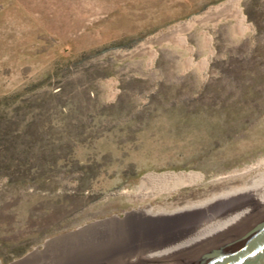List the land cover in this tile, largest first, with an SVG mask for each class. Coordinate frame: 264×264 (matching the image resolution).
<instances>
[{"label":"rangeland","instance_id":"1","mask_svg":"<svg viewBox=\"0 0 264 264\" xmlns=\"http://www.w3.org/2000/svg\"><path fill=\"white\" fill-rule=\"evenodd\" d=\"M229 1L0 0L1 264H123L81 229L131 228L144 176L199 177L150 201L175 209L264 157V0Z\"/></svg>","mask_w":264,"mask_h":264},{"label":"bare ground","instance_id":"2","mask_svg":"<svg viewBox=\"0 0 264 264\" xmlns=\"http://www.w3.org/2000/svg\"><path fill=\"white\" fill-rule=\"evenodd\" d=\"M239 1L240 0H230L223 5V9L225 8L224 6L238 8ZM196 19L187 23H181L176 26L174 30L179 33L183 31L186 26L193 27L196 24ZM151 43L152 41L149 40L145 45L149 44V47L151 48ZM142 53L145 54L146 52ZM152 54H155V51L152 50ZM200 182L201 181L197 175L188 173L164 175L161 177L146 175L141 179V185L138 189L140 190V193L137 197H140L141 200H146L148 205L145 208L133 212L129 211L125 218L116 216L118 223L123 222L125 219L134 220V225L131 228L111 226L115 225V223H107L104 221V223L96 222L93 225L90 224V226H84L81 229V233L86 231L88 227H91L89 230H92L94 233L102 232L107 229L109 230L110 228H117L118 233L122 234L117 242L123 244V241L131 240L126 244L130 247L127 249L135 252L134 255L123 258V264H147L177 248L218 230L222 226L264 202V157L251 165H247L244 168H236L228 174L216 178L213 182L221 184V186L218 185L219 187L215 188L216 192L210 196L206 195L205 198L197 199L196 197L197 201H189L188 203H184V205L182 204L183 206H179L175 209L155 208L150 202L156 194L161 195L166 189H174L175 191L181 187L183 188L185 186L199 184ZM143 189L146 192H144ZM110 220L113 221V219ZM115 221L116 220H114V222ZM100 226H104L105 228H101ZM77 235L78 234H76V236ZM55 240L57 239L48 240V243L44 245L48 246ZM93 244L95 245L92 246L91 249L99 247L96 243ZM39 251L40 250L37 249L35 252L30 253L25 258L15 261L12 264L48 263L51 255L41 257V260L40 258L37 260L36 255L38 256ZM130 257L136 258V260L131 262V260L128 259ZM73 261H70V263ZM112 263H116V261H113Z\"/></svg>","mask_w":264,"mask_h":264},{"label":"water","instance_id":"3","mask_svg":"<svg viewBox=\"0 0 264 264\" xmlns=\"http://www.w3.org/2000/svg\"><path fill=\"white\" fill-rule=\"evenodd\" d=\"M147 264H264V202Z\"/></svg>","mask_w":264,"mask_h":264}]
</instances>
